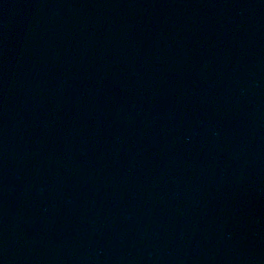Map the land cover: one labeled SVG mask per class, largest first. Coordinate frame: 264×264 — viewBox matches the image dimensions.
Here are the masks:
<instances>
[{"label": "water", "instance_id": "obj_1", "mask_svg": "<svg viewBox=\"0 0 264 264\" xmlns=\"http://www.w3.org/2000/svg\"><path fill=\"white\" fill-rule=\"evenodd\" d=\"M0 264H264V0H0Z\"/></svg>", "mask_w": 264, "mask_h": 264}]
</instances>
